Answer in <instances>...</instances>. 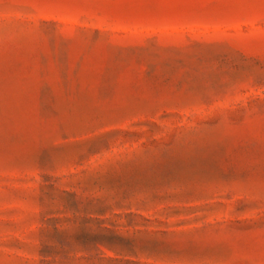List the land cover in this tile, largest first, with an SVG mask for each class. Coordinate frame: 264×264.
I'll return each mask as SVG.
<instances>
[{"label": "rangeland", "instance_id": "obj_1", "mask_svg": "<svg viewBox=\"0 0 264 264\" xmlns=\"http://www.w3.org/2000/svg\"><path fill=\"white\" fill-rule=\"evenodd\" d=\"M0 264H264V0H0Z\"/></svg>", "mask_w": 264, "mask_h": 264}]
</instances>
